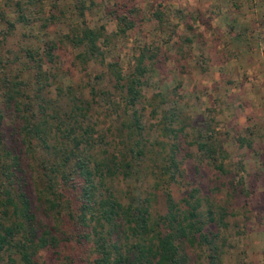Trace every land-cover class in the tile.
Returning a JSON list of instances; mask_svg holds the SVG:
<instances>
[{
	"label": "rangeland",
	"instance_id": "obj_1",
	"mask_svg": "<svg viewBox=\"0 0 264 264\" xmlns=\"http://www.w3.org/2000/svg\"><path fill=\"white\" fill-rule=\"evenodd\" d=\"M79 1L85 6V23L92 28L104 27L107 37L101 44L102 63L80 62L75 55L81 48L72 47L64 38L79 25L74 8ZM243 1L244 8H238V0H0V58L11 62L18 55L13 66L4 70L16 66L18 70L23 48L41 49L45 41L55 42L54 62L42 65L41 75L54 74L47 76L44 98L59 99L56 88L64 91L70 87L85 119L94 125L89 141L93 150L102 158L111 152L120 158L119 152L123 153L130 164L127 175L106 176L104 186L121 203L145 204L152 221L166 211V192L175 204L181 205L180 199L196 188L199 196L207 195L214 202L215 209L223 205L225 225H207L210 231H218L221 264H264V0ZM17 2L25 21H16ZM230 2L236 4L237 10L246 8V16L251 18L245 25L236 23L234 30L242 33L238 37L213 26L211 14L215 15L216 10L222 13V9L225 12ZM116 3L136 9L132 17L138 21L124 33L117 30L113 15ZM155 12H160L161 25L153 16ZM8 22L13 25L10 29ZM255 24L262 30L252 29ZM186 37L189 40L185 41ZM143 45L157 53L154 60L144 62L141 98L125 108V92L113 88L105 63L116 62L120 73L127 75ZM17 72L13 70L9 76ZM33 73L31 68L20 70L19 79L28 83V92ZM90 86L95 90L93 96L88 91ZM20 100L25 103V98ZM64 102L65 98L62 106ZM132 109L136 110L143 137L138 156L127 149L139 139L135 128L124 126L130 124ZM0 111L5 139L16 144L15 153L26 182L24 190L35 198L40 192L37 160H56L50 146L55 139H48L47 150L32 138L33 151L26 153L25 145L19 143V120L4 103H0ZM245 128L249 133L243 134ZM170 129L176 132L170 133ZM240 136L250 142V147L239 144ZM203 141L222 150L224 173L213 166L219 159L214 162L202 155L198 143ZM171 143L175 145L179 170L174 180L167 182L165 168ZM240 179L247 194L227 195L229 181L235 184ZM36 214L42 224L52 225L51 214L42 206ZM219 215L216 212L215 217ZM53 216L58 218L59 214L54 212ZM57 250L56 257L52 249L39 250L35 255L38 264H87L92 257L87 245L72 241L62 242ZM186 253L206 264L209 250L193 246L187 247ZM65 255H70L72 262H67ZM7 257L19 264L18 255L7 252L0 264H8Z\"/></svg>",
	"mask_w": 264,
	"mask_h": 264
},
{
	"label": "trees",
	"instance_id": "obj_2",
	"mask_svg": "<svg viewBox=\"0 0 264 264\" xmlns=\"http://www.w3.org/2000/svg\"><path fill=\"white\" fill-rule=\"evenodd\" d=\"M15 5L19 9L16 21H25L19 3ZM115 6L117 10H113V15L117 20V30L124 33L138 21L132 17L136 9L123 3H116ZM74 8L80 19L79 25L64 38L72 47L81 48L75 55L80 62L97 60L102 63L101 44L105 43L107 37L104 27L99 25L92 28L85 23L82 1L75 4ZM153 16L161 25L160 12L153 13ZM7 27L10 29L13 25L8 22ZM186 40L189 38L186 37ZM55 46V42L45 41L41 49L23 48L22 60L17 62L18 70L17 66L13 67L18 72L11 76L12 67L7 71L4 69L13 66L18 55L11 62L7 58H0V103L10 107L19 120V143L25 145L26 153L31 154V139L37 138L45 149L49 150L51 146L56 156L55 161L46 158L37 160L40 192L35 198L29 197L24 190L26 182L19 155L15 153L16 144H9L1 129L3 114L0 111V260L3 253L7 252L9 255L16 253L19 264H38L35 255L39 250L52 249L56 257L59 256V245L72 241L75 245L88 246L92 257L87 264H204L193 260L186 253V248L193 246L209 250L206 264H221L218 231H210L207 225L213 223L218 228L225 225L222 222L226 209L223 205L217 207L218 211L207 195H198L196 188H191L180 199L181 205L175 204L166 192V211L152 221L145 204L121 203L104 186L106 176L127 175L130 164L123 158V153L119 152L120 158L113 152L109 153V157L102 158L101 154L93 150L89 141L95 132L94 125L85 119L84 111L77 105L70 87L64 91L60 87L56 88L59 99L44 98L42 92L44 85H47V76L54 77V74L41 75L42 65L54 62L56 56L52 50ZM156 53V49L143 45L135 56L133 70L127 75L120 73L116 62L105 63L113 78V88L125 92V108L141 98L144 62L154 60ZM29 68L34 71L29 84L30 92L27 91L28 83L19 79L20 70ZM94 76L98 77L96 74ZM88 91L92 96L95 94L93 86ZM18 98H25V103ZM130 116V124L124 126L127 129L134 127L139 139L134 140L127 149L138 156L142 153L143 137L135 109L131 110ZM169 132L176 131L170 129ZM48 139L55 141L48 146ZM208 141L198 143V148L207 159L214 162L219 159L213 166L224 173V154L218 146ZM242 142L244 139L239 144ZM169 147L165 168L168 170L167 182L174 180V174L179 170L173 152L175 145L171 143ZM229 182L230 191L227 195L247 194L243 192L241 179L235 184ZM41 206L53 218L50 227L42 224L37 217L36 211ZM54 212L59 214L58 218L53 216ZM216 212L220 214L218 217H215ZM64 259L72 262L73 258L65 255ZM14 262V258L7 257L8 264Z\"/></svg>",
	"mask_w": 264,
	"mask_h": 264
},
{
	"label": "crops",
	"instance_id": "obj_3",
	"mask_svg": "<svg viewBox=\"0 0 264 264\" xmlns=\"http://www.w3.org/2000/svg\"><path fill=\"white\" fill-rule=\"evenodd\" d=\"M231 3L232 2H230V4ZM239 4H241V5H239ZM237 5H238V8H244L245 7V3H244L243 0H238ZM221 12L222 13H220V11L216 10V14L215 15H214V13L211 14V17H214L212 19V21H214L215 25H213V26H215L216 28H218V27L219 28L220 27L224 28V30L228 33L229 36L238 37V36L242 35V33L239 31V29L234 30V26H236V23H239V22H241L243 25L249 23L251 18L249 19L246 16V8L244 10H237L236 4L235 5L231 4L229 6V9L225 10V12H224V9H222ZM227 13H229V14H227ZM251 16H252V13H250L249 17H251ZM251 23H252V21H251ZM252 29H254V30H256V29L257 30H262L261 28H257L256 24L254 25V27ZM248 30L249 31H253L251 29H248ZM259 80H261V79H258V81ZM247 132H248V129L245 128L244 131H243V134H246ZM240 138L244 139V138H242V136H240ZM247 143H249V145ZM240 145H244V146L250 147V142L245 139L244 142L240 143Z\"/></svg>",
	"mask_w": 264,
	"mask_h": 264
}]
</instances>
